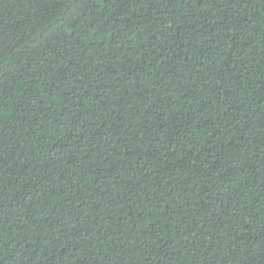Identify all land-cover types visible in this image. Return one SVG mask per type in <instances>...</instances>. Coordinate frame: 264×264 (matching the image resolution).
I'll use <instances>...</instances> for the list:
<instances>
[{"label": "trees", "instance_id": "trees-1", "mask_svg": "<svg viewBox=\"0 0 264 264\" xmlns=\"http://www.w3.org/2000/svg\"><path fill=\"white\" fill-rule=\"evenodd\" d=\"M0 264H264V0H0Z\"/></svg>", "mask_w": 264, "mask_h": 264}]
</instances>
